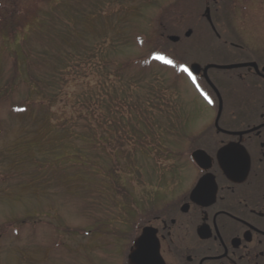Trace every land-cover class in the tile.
<instances>
[{
  "label": "rangeland",
  "instance_id": "374dc122",
  "mask_svg": "<svg viewBox=\"0 0 264 264\" xmlns=\"http://www.w3.org/2000/svg\"><path fill=\"white\" fill-rule=\"evenodd\" d=\"M198 7L196 0H41L24 30L13 38L0 32V264H119L122 244L99 233V222L117 218L127 190L137 205L141 192H152L144 181L192 172L179 154L216 113L175 61L185 56L184 34ZM159 46L175 66L155 58ZM24 51L35 55L32 70ZM109 99L124 102L130 132L147 131L144 147L131 136L128 145L114 139ZM147 99L154 135L147 121L126 116ZM90 100L94 110L82 106ZM115 162L122 170L117 198L105 173Z\"/></svg>",
  "mask_w": 264,
  "mask_h": 264
},
{
  "label": "flooded vegetation",
  "instance_id": "af4514ba",
  "mask_svg": "<svg viewBox=\"0 0 264 264\" xmlns=\"http://www.w3.org/2000/svg\"><path fill=\"white\" fill-rule=\"evenodd\" d=\"M196 1L184 34L189 46L175 58L216 113L179 154L192 172L144 181L152 192H141L137 205L127 190L117 218L99 222V233L122 244L119 264H134L145 231L161 264H264V47L254 44L264 39V0Z\"/></svg>",
  "mask_w": 264,
  "mask_h": 264
},
{
  "label": "trees",
  "instance_id": "16d2710c",
  "mask_svg": "<svg viewBox=\"0 0 264 264\" xmlns=\"http://www.w3.org/2000/svg\"><path fill=\"white\" fill-rule=\"evenodd\" d=\"M39 1H41V0H24V1H19V0H0V32L6 34L7 36L9 35V36H11L13 38V37L16 36V32L19 29L24 30L23 27L27 26L29 24V23L27 24V22L29 21L30 16L35 13V9H36ZM50 28L52 30V34H56L57 33L56 32V27H50ZM59 39L61 40V38H59ZM162 45H163V43H162ZM157 48H158L157 49L158 54L159 53L165 54V52H166L167 55H169L168 54L169 51L167 49H165L163 46H159ZM24 53H25V56L28 58V69L32 70L33 66L35 64H37V63H35V58H34L35 55H31L29 53V51H27V52L24 51ZM34 81L37 84H39L41 82L40 78L38 79L37 77H34ZM118 95H119V93H118ZM120 95L124 96V97H128V99L131 98L129 95L126 96V94H120ZM120 95H119V97H120ZM153 95L156 96V94H154V92H153ZM150 99H147L145 103H142V105L140 104V108L135 106L134 107V112H132V111L129 112L130 115H129V113H126V116L130 117V116L134 115L133 116L134 118H138L139 117L138 119H141L140 122L142 124H143L144 121L148 122V120L146 118L147 111L145 109L148 110V108H153L152 104H151L152 100H150ZM117 100L109 99V102L108 101L104 102L106 107L108 108V110H113L114 112L117 111V113H118V115H117V113H115V115L108 114L109 118L111 117V118L114 119V117H117V119H118V122L115 124L116 126H118V128L113 133V135H115L114 139L121 141V143H123L124 145H128L127 142L128 143L130 142V136H131V138H134V141H136V143L138 145V148L141 145L144 147L147 144V142H145V141L148 140L147 139V131L141 130L139 127H137V128H139V130H136L135 127H134L135 130L132 129L131 132L128 130L129 125L124 123L125 119H123L124 118L123 109L125 108L124 102H122V100H118L119 104L117 106H115L116 105L115 102H117ZM158 105L159 104H156V107L153 110L159 111V109H157ZM82 106L85 109L88 108L90 110H94V108L96 107V103L92 102L90 100L89 103H86V105L82 104ZM128 106H132V105H128ZM138 109H140V110H138ZM111 122L113 123V120ZM137 122H138V120H137ZM145 125H147L151 129L150 133L152 135H154L156 133V130L154 131V129L151 128V127H154V125L149 124V122H148V124H145ZM124 132H125V134H124ZM95 133L96 132H93V135ZM130 133H131V135H130ZM132 135H135V137H133ZM95 136H96V139L97 140L99 139L98 141H100L101 144H103V148H105L106 151L107 150L110 151V145H109L110 142H108V141H106V143L102 142V139H100V137L97 136V133L95 134ZM96 139H94L92 137L91 142H90L92 147H96L98 145V142H97ZM156 139L158 140V138L155 137L154 141H156ZM148 141H151V140H148ZM105 149H102V150H105ZM112 149H113V147H112ZM125 156H126V154L124 155V157ZM94 161H96V160H95V158L93 156V160L92 161L90 160V162H88L87 166L88 165L93 166L94 165ZM83 164H84V162H83ZM109 164H110V162H109ZM86 169H88V168H86ZM120 171H122V170H120V168H118L117 162L112 164L111 167L108 168V171H105V173L108 174L107 177H106V179H107L106 182H108V186L111 187L110 190H112V192H114L116 194L113 198L119 197L117 195L119 194V192L123 191V188L118 186L119 181H117L119 175L121 174ZM89 179H92V178L89 177ZM94 179H95V177H94ZM109 199H110L109 202L110 203H114L115 206H116L117 203H115L112 198H109Z\"/></svg>",
  "mask_w": 264,
  "mask_h": 264
},
{
  "label": "water",
  "instance_id": "95a60500",
  "mask_svg": "<svg viewBox=\"0 0 264 264\" xmlns=\"http://www.w3.org/2000/svg\"><path fill=\"white\" fill-rule=\"evenodd\" d=\"M187 35H189V32ZM169 39L173 42H176L179 39V37L172 35L169 37ZM254 66L258 70L257 65H254ZM212 67L230 69V68H233L236 66L213 65ZM194 71H197L196 67H194ZM211 85H212V83H211ZM215 90H216V88H215ZM221 109H222V101H221V105H220V113H221ZM194 158L197 159V154H194ZM147 232L148 231H145L144 235H142L139 238V240L137 242V248L131 254L132 262L134 264H161V261H160L161 258L159 256L158 248H157V246L155 248H153V246H152L153 239H152L151 235H149Z\"/></svg>",
  "mask_w": 264,
  "mask_h": 264
},
{
  "label": "snow or ice",
  "instance_id": "6c2138e0",
  "mask_svg": "<svg viewBox=\"0 0 264 264\" xmlns=\"http://www.w3.org/2000/svg\"><path fill=\"white\" fill-rule=\"evenodd\" d=\"M154 55H155L156 59L162 60V61H164L167 64H172L173 66H175L174 62L172 60L168 59L167 57H164V56H162L160 54H154ZM179 68H180L181 71L188 73L190 78L193 80V83H196L195 77L192 75V73L189 71V69L186 66L180 65ZM197 88L199 89V85L198 84H197Z\"/></svg>",
  "mask_w": 264,
  "mask_h": 264
}]
</instances>
